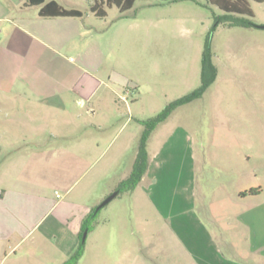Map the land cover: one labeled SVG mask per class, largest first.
<instances>
[{"label": "crops", "instance_id": "obj_1", "mask_svg": "<svg viewBox=\"0 0 264 264\" xmlns=\"http://www.w3.org/2000/svg\"><path fill=\"white\" fill-rule=\"evenodd\" d=\"M28 1L0 0V264H65L84 219L102 200L91 183L76 190L71 180L84 156L100 153L102 138L87 130L73 136L66 127L69 108L84 105L74 98L92 100L98 86L99 61L86 39L97 32L87 19L100 17L92 11L95 0L86 12L46 0L81 17H42L41 6ZM66 52L80 58L71 84L61 63ZM259 77L254 69L253 90L264 105ZM214 84L217 95L224 87L234 90L241 105L217 107L210 143L200 144L183 125L166 131L171 117L150 138L148 169L134 194L140 189L154 210L156 226L141 232L154 242L141 244L128 264H264L261 119L239 86L219 83L218 75ZM249 124L252 132L243 130ZM211 171L225 179L212 190L203 186Z\"/></svg>", "mask_w": 264, "mask_h": 264}, {"label": "rangeland", "instance_id": "obj_2", "mask_svg": "<svg viewBox=\"0 0 264 264\" xmlns=\"http://www.w3.org/2000/svg\"><path fill=\"white\" fill-rule=\"evenodd\" d=\"M57 1L84 12L90 8L89 0ZM251 7L257 26L253 28L217 23V17L224 12L208 5L206 0H136L124 16L113 7L107 9L105 19L86 18L97 29L93 38L86 40L93 46L94 61L97 58L99 61L100 69L94 76L98 86L92 100L83 96L77 97L78 100L70 98L84 101V105L77 103L69 108L71 118L66 127L73 136L83 130L95 132L101 136L102 146L99 154L84 156L86 164L81 170L72 172L71 180L77 181L76 190L91 183L96 195H102L101 204L117 192L122 182L129 180L142 134L139 120L155 117L171 102L201 88L207 43H210V61L218 70V82L231 81L242 89V96L258 112L264 130V105L253 90L257 82L251 79L255 69L264 84V52L258 49L264 46V29L259 28L264 26V3L251 2ZM61 63L68 68L67 83H73L79 56L66 52ZM214 85L201 98L175 110L166 131L183 125L192 131L197 142L210 143L217 107L234 111L241 105L234 90L224 87L221 95H217ZM94 110L95 115L91 113ZM93 125L96 130L91 128ZM243 130L252 132L254 128L249 124ZM161 139L160 136L155 140V146ZM73 141L75 138L69 139ZM217 174L209 172L210 181L202 185L210 190L215 188L225 180ZM257 180L264 184L263 168ZM112 187L116 190L103 198ZM134 191L118 194L101 209L97 217L99 229L88 233L79 264H94V261L128 264L141 244L154 242L153 237L144 239L141 233L146 227L156 226L154 210L140 189L135 194ZM144 216L149 218L148 222ZM96 239L101 240L98 248L94 244Z\"/></svg>", "mask_w": 264, "mask_h": 264}, {"label": "trees", "instance_id": "obj_3", "mask_svg": "<svg viewBox=\"0 0 264 264\" xmlns=\"http://www.w3.org/2000/svg\"><path fill=\"white\" fill-rule=\"evenodd\" d=\"M169 1V0H160ZM210 6H215L224 12V15L217 17V23H225L230 27L253 28L257 27L253 21L254 13L251 2L264 3V0H206ZM136 0H95L92 11L100 18L107 17L108 8L117 7L121 14L130 11ZM27 5L41 6L40 15L42 17H81L82 13L76 10H67L55 1L46 3V0H29ZM218 70L210 61V43L206 44L204 51V62L202 71V86L199 90L168 104L164 111L148 120H139L143 131L138 144V157L134 166V171L129 180L120 184L117 189L118 194L125 191H134L139 185L143 176L147 172L149 164L148 142L153 132L162 124L168 121L171 115L179 107L189 104L203 96L215 83ZM98 207L92 209L90 214L84 219L80 242L77 249L70 256L65 264H79L84 255L85 241L84 233L94 229L97 223V217L100 210Z\"/></svg>", "mask_w": 264, "mask_h": 264}, {"label": "water", "instance_id": "obj_4", "mask_svg": "<svg viewBox=\"0 0 264 264\" xmlns=\"http://www.w3.org/2000/svg\"><path fill=\"white\" fill-rule=\"evenodd\" d=\"M259 28L264 29V26H259ZM117 196H118V192L112 194L110 197H108L106 200H104V202H102V203L98 206L97 210H100V209H102L103 207H105L106 205H108V204H109L112 200H114ZM87 235H88V232L86 231V232L84 233V236H83V241H86Z\"/></svg>", "mask_w": 264, "mask_h": 264}]
</instances>
